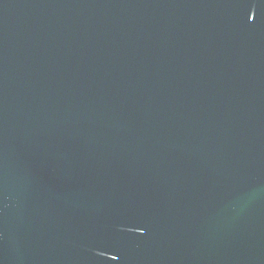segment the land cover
<instances>
[{
  "label": "water",
  "instance_id": "95a60500",
  "mask_svg": "<svg viewBox=\"0 0 264 264\" xmlns=\"http://www.w3.org/2000/svg\"><path fill=\"white\" fill-rule=\"evenodd\" d=\"M0 264H264V0H0Z\"/></svg>",
  "mask_w": 264,
  "mask_h": 264
}]
</instances>
